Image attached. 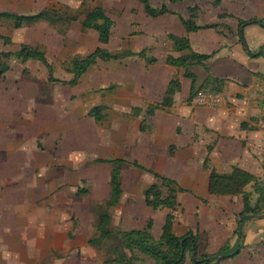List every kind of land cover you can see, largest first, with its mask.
<instances>
[{
	"label": "crops",
	"instance_id": "obj_1",
	"mask_svg": "<svg viewBox=\"0 0 264 264\" xmlns=\"http://www.w3.org/2000/svg\"><path fill=\"white\" fill-rule=\"evenodd\" d=\"M240 1L239 4L221 0L219 5L214 6L211 4L213 0L204 5L199 3L186 4V0L174 4L161 0V4L165 3L169 10L184 19L191 16L188 8H196L197 10L193 15L197 26L219 25L216 28L199 29L189 33L186 32L176 15L166 14L157 18L149 17L138 1L140 5L132 0L118 1L115 4V16L108 13L100 3L91 8H89L87 0H79L76 3L79 4L78 10L89 11L96 6L101 7L105 15L113 22L110 40L105 45L98 42V35L95 31H85L92 35L94 49L102 47L111 53L131 52L134 54L149 49L151 57H145L156 60L152 64H147L143 56L135 55L117 61H97L116 64L114 74L111 77L107 76L109 78L108 83L100 87L101 95L104 96L102 99L105 100V103L97 105L102 107L103 114V119L99 122L110 121L112 119L110 116H121L120 118L115 117V121H126L125 118L128 120L133 119L137 122L136 131L138 134L132 136L129 140L126 135L124 136V130L121 132L122 135H118V132H116L111 140V137L105 136L103 142L101 141L103 143L101 147L102 156L98 159H121L129 163L136 162L143 168L135 167L139 173H136L137 176L132 173L133 176L129 178L130 188L127 189V193L137 195L136 192L139 188L146 189L153 184L156 180L151 172L174 180L183 189L176 196L178 204L176 211L166 208L152 211L144 204V190L140 192L142 193L140 199L148 213L147 222L149 220L153 222L150 233L154 239H159L167 214L174 215L173 230L176 236H182L187 232L199 235L197 229L192 227V225L196 226V223L192 224V220L190 221L188 218L191 213L189 210L192 209L193 213L194 209L200 208L201 204L197 206L196 202L205 203L206 208H200L204 212V219H197L196 222L200 224L210 223L207 228L200 230V233L206 234L205 245L215 249L214 254L228 241L230 247L235 250L238 240L233 237V234L238 216L243 210V199L242 196L209 195L207 190L209 171L204 169V161L207 159L208 167L219 174H227L233 167L242 169L256 177L260 185L264 186V130L259 114L260 103L264 100V96L259 91V87L264 86V28L256 24L248 25L242 30V40L238 36L239 19L256 18L264 22V0ZM63 6L73 11L77 10L72 9L70 5H62L61 7ZM49 7L42 6L29 14L10 10H2L0 13L32 15ZM136 8L139 10L140 20L147 26L144 30L141 29L140 21L134 18L136 10L133 13L132 9ZM232 9H237V11L234 12ZM221 14L228 15V17L220 19L219 15ZM83 19L84 15L80 16L78 21L68 24L64 35L58 34L54 28L44 21L37 22L33 26L38 23H45L61 38L67 35L70 30L75 29V24L79 26L80 32L84 33L81 27ZM115 31L118 32L116 43L113 42V32ZM161 32L167 41L162 45L164 52H157L156 42L159 40ZM168 34L186 37L189 40L190 48L195 53L212 55L204 63L209 75L225 80L219 93L222 102L218 107L197 108L191 104V80L183 77V69L175 68L166 63L168 55L176 58L185 53L175 52L172 49V43L166 38ZM9 40L11 42L10 38ZM243 41L245 45H243ZM2 44L7 46L3 42ZM84 45L87 46V43H84ZM34 47H41L46 58L48 57L45 45L37 44ZM90 53L73 55L70 59L63 61L61 68L66 74L64 78L55 76V66L49 62L53 67V77L62 81H69L72 74L65 70L66 63L73 57H85ZM39 64L47 73L43 90H46L44 94L48 95L49 99L56 93L53 90L58 88H61L72 98L78 90L84 75L89 69L93 68L87 70L76 86H69L49 83L46 68L41 63ZM190 70L196 76L195 86L198 88L203 83L207 73L201 66H192ZM111 79H113V82H111ZM175 79L179 80L180 90L174 94L172 105L169 108L155 110L152 116H146L147 108L161 102L169 82ZM103 81L102 79L101 82ZM1 102L0 234H3L5 238L9 235L11 237V234H13L16 236V240L13 241L14 247L5 243L3 239L0 241V264H42L43 258L36 256L29 259L17 256L16 253L11 257L5 256L9 253V250L13 249L15 251L25 248L28 240L37 241V237L42 235H46L43 248H48L50 251L63 253L62 249H76L79 251V248L83 250H87L89 247L93 248L88 245L90 238L83 245L79 243L77 237H73V240L70 239L71 236H74L71 227L72 222L67 221L64 212H62V215L58 212L57 224L51 223L52 216L56 214L55 207L57 204L53 198L59 195L54 194L53 197H50L48 202L51 204L47 205L45 203L47 199L44 200L45 202L38 203L44 199L41 195L29 194L31 189L28 190L27 186H31L34 190L32 186L40 188L45 183L43 184L42 173H39L38 178L28 181L27 171L49 169V163L44 156V152L40 151L41 149L35 142V136H39L44 130L43 125L40 123L41 120L34 113H25L24 108L27 106L32 108L33 106L35 110V107H43V104L35 101L26 103L22 99L14 98L1 99ZM109 105H114V108L109 109ZM136 108L140 109L141 112L139 115L134 116L132 110ZM88 112L87 116H89ZM144 121L145 123H143ZM143 125L146 127L144 128ZM107 139L112 142L113 147L105 145ZM98 159H95L94 162ZM84 164H87V162ZM97 164L109 168L107 177L109 192L106 199H104L105 202L110 195L109 177L111 166L107 163ZM57 167L65 168L61 165ZM124 167L121 173L122 196L118 205L126 194L123 179ZM46 184L56 185L57 182H46ZM62 184L60 183V186H63ZM62 188L59 187L57 191L63 190ZM78 190L80 189L75 191V195ZM245 191L251 193L252 201L257 200L258 194L254 192L252 185H248ZM43 203L45 204L43 205ZM193 203L196 205L188 206ZM70 204L71 202L66 203V207H69ZM93 205L90 204L89 206L91 215H93ZM40 211L46 214L44 222H42L43 219H40V217H43L40 215ZM177 211H179V215L176 214ZM207 213L210 216H206ZM249 220L244 224L243 229L247 230L244 232V245L240 247L239 251L236 249L238 254L214 264H264L263 241L259 242L253 238L254 230L247 227ZM55 237L59 240L56 244L54 243ZM75 255V257L69 259L56 256L54 260L50 261V264H92L93 262L92 259L77 257V252Z\"/></svg>",
	"mask_w": 264,
	"mask_h": 264
},
{
	"label": "rangeland",
	"instance_id": "obj_2",
	"mask_svg": "<svg viewBox=\"0 0 264 264\" xmlns=\"http://www.w3.org/2000/svg\"><path fill=\"white\" fill-rule=\"evenodd\" d=\"M118 1L120 0H87V3L89 8L100 3L105 7L108 13L115 16V4ZM132 1L140 5L137 1ZM149 1L153 7L161 4V0ZM210 1L211 0H186V4L193 5L199 3L204 5L210 3ZM214 1L215 0H213V2ZM78 2L79 0H0V11L10 10L29 14L42 6H50L49 8L56 11L62 5H70L72 9H77L79 4L76 3ZM213 2L211 4H213ZM218 2L220 3L221 0H218ZM228 2L241 3L240 0H228ZM232 10L234 12L237 11V9ZM138 11V8L132 9L134 18L140 21L142 25L141 29L144 30L147 26L140 20L141 16H139ZM73 12L79 13V10H70V13ZM0 34L11 39L10 44L7 46L3 45L0 40V50L13 51L21 44H27L33 47L37 44L45 45L48 55L47 60L55 66V76L58 78H64L66 76L64 70L61 68V63L63 61L70 59L73 55L90 53L94 49L92 35L90 33L80 32L77 24H75V29L70 30L64 37L59 38L45 23H38L33 27L24 26L20 29H15L11 23L0 20ZM117 39L118 32L115 31L113 32V42L116 43ZM166 41L165 36L162 35L161 32L159 40L156 42L158 47L157 52H164L162 45ZM84 43H87V46H85ZM150 53L151 51L147 50L144 56L151 57ZM10 66L11 69L6 74L5 81H0V103H2L1 99L14 98L22 99L26 103H28V101H35L39 104H43V107L39 106L38 108L37 106L35 110L33 106L31 108L26 105L27 107L25 106L26 108H24L25 113H34L41 120L40 123L43 125L44 130L39 136H35V142L41 149L40 151L44 152V156L49 163V169L47 168L43 171H27L28 181L36 179V177L38 178L39 173H42L43 184L45 183V185H42L40 188L32 186L34 190H32L31 186H27L28 190L31 189L29 194L34 193L37 196L41 195L44 199L38 203L45 202L44 200L47 199V202H45L47 205L51 204L48 202L50 197H53L54 194L59 195L53 198L57 204L55 207L56 214L52 216L51 223L57 224L58 219L56 217L58 212H60L61 215L62 212H64L67 221L72 222L71 227L74 236H71L70 239L77 237L79 243L83 245L87 239L97 236L94 228L96 218L94 215L90 214L89 206L90 204L103 203L109 192L107 183L109 168L108 166L94 162L95 159L102 156L101 147L103 145V139L106 136L111 137V140L116 132H118V135H122V130L125 131L124 136L126 135L128 140L132 136L138 135L136 131L137 122L133 119L128 120L125 118L126 121H115V117L120 118L121 116L109 115L110 118H112L110 121L96 122L92 117L87 116L89 109L105 103V100L102 99L104 96L101 95L102 92L100 87L108 83L107 81L109 78L107 76L111 77L114 74L116 64L97 62L96 65L92 69H89L84 75L78 90L72 98L68 93L58 88L57 90H53L56 93L53 94L50 99L48 95L44 94L46 90H43V83L46 81L47 73L39 63L36 61L21 63L20 61L12 60L10 61ZM102 79L104 80L103 82H101ZM111 82H113V79H111ZM108 108L112 110L114 105H109ZM143 123H145V121ZM108 139L105 141L107 143L105 145L113 147L114 145ZM106 156L108 157V155ZM86 162L87 164H84ZM56 165H61L65 168H58ZM67 168L70 169L68 170ZM132 173L137 176L136 173L139 172L133 166L124 167L123 179L126 194L116 208H111L109 210L111 215L110 229L112 231H116V229L129 230L143 228L148 220L146 218L148 213L140 199V195H142L140 192L144 189L139 188L136 192L137 195H135V193H127V189L130 188L129 178L133 176ZM46 182H57V184L47 185ZM60 183H63V186H60ZM59 187H63V190L58 192L57 189ZM77 189H84L86 193L75 195ZM10 191L12 192V189ZM70 202V206L66 207V203ZM254 202L255 201H252V204H254ZM45 203H43V205ZM196 204L197 206L201 204L200 208L202 209L206 208L205 203L196 202ZM196 204L193 203L188 206ZM200 208L194 209L193 213L192 209L189 210L191 213L188 216L190 221L192 220V224L196 223V226L192 225V227L196 228L199 233L200 241L198 242V250L194 255L197 258H200L203 254L211 255L215 252V249L205 245L206 234L200 233V230L207 228L210 223L200 224L196 222L197 219H204V212H202ZM176 214L179 215V211H177ZM40 215L43 216L40 217V219H43L42 222H44L45 212L40 211ZM206 216H210V214L207 213ZM247 227H251L254 230L253 238L259 242H264V219H250ZM246 230H244V232H246ZM9 236L5 238L3 234H0V241L3 239L5 243L14 247L13 241L16 240V236L13 234H11V237ZM45 240L46 235L38 236L37 241L30 239L25 248L15 251L13 249L9 250V253L5 256L11 257L14 253H16L17 256L28 259L36 256L43 258L42 264H50V261L54 260L56 256L69 259L70 257H75L77 252V257L92 259V264H123L113 250L116 244L114 241L98 245L96 249L90 247L87 250L79 248V251L76 249H62L61 251L63 253H58L57 251H50L48 248H43ZM56 242H59V240L55 237L54 243L56 244ZM125 253L130 256L128 251ZM253 253L256 254L255 251H253ZM134 255L140 259V261H134V264H155L152 259L147 258L137 251L134 252ZM194 256L193 253L192 255H190L189 252L186 253L185 264H193L191 259L194 258ZM256 256L260 257L258 255Z\"/></svg>",
	"mask_w": 264,
	"mask_h": 264
},
{
	"label": "trees",
	"instance_id": "obj_3",
	"mask_svg": "<svg viewBox=\"0 0 264 264\" xmlns=\"http://www.w3.org/2000/svg\"><path fill=\"white\" fill-rule=\"evenodd\" d=\"M138 1L144 10V12L152 18H157L166 14L176 15L184 26L186 32H195L199 29L216 28L219 25H204L197 26L194 22V13L197 10L194 7L188 8L191 16L188 19H184L182 16L169 10L165 3L159 7H153L149 0H136ZM168 3H178L183 0H166ZM218 0L213 2L214 5H218ZM84 5V4H82ZM84 15V19L81 21L82 31L93 30L98 35V42L101 45H105L109 42L113 22L107 17L101 7L96 6L89 11L84 9L79 10V13H70V9L66 6L59 8L58 10L44 9L38 13L32 15H16L10 13H0V20L7 21L12 24L13 28L20 29L24 26L31 27L35 23L44 21L54 28L58 34L64 35L67 30L68 24L74 21H78L79 17ZM228 15L221 14L219 18H225ZM256 24L264 28V22L262 20L253 18L249 20H238V36L242 40V30L245 26ZM166 38L172 43V49L175 52H185L179 57H173L168 55L166 57V63L178 69H183V77L191 80V95L198 91H209L219 94L223 88L225 80L214 78L209 75L208 69L204 63L212 56L198 54L192 51L189 45V40L186 37H177L172 34H168ZM0 40L8 45L10 44L9 38L0 35ZM149 50V49H148ZM145 50L138 54L131 52H119L111 53L105 48L97 47L90 54L85 57H73L66 63V71L72 74V78L69 81H62L53 77V67L48 62L45 52L41 47H31L28 45H21L19 49L15 51H0V80L5 79V75L10 71V61L17 60L21 63L28 61H37L41 63L48 72L47 81L51 84H61L76 86L79 83L80 78L87 72V70L96 65L97 61L108 62L117 61L128 56H143L147 64H152L156 60L154 58H146L144 56ZM192 66H201L207 73L203 83L196 88V76L190 70ZM113 88V87H112ZM180 90V83L178 79L169 82L167 90L159 104L150 105L146 110V116H152L155 110L169 108L173 103L174 94ZM133 115L137 116L141 112L140 109H133ZM90 117H93L96 122L103 119L102 107L96 106L90 109L88 112ZM140 130H142L140 128ZM95 163H107L111 166L109 186L110 195L107 200L101 204H94L92 206V214L96 218V224L94 226L97 236L88 240V245L93 248H97L98 245H103L105 242H116L114 245V252L118 256L119 260L123 264H134V261H140L135 257L134 252L137 251L149 259H152L155 264H184L186 262V253H197L199 235H193L192 232H187L182 236H176L173 230L174 215L167 214L161 229V235L159 239H154L150 233L153 222L149 220L143 228H134L129 230L116 229L112 231L110 229L111 215L109 210L118 205L121 196V173L125 165H133L136 168L143 169L136 162L129 163L125 160H96ZM208 160L204 161V169L209 171L207 190L208 194L212 196H242L243 210L239 214L236 229L233 237H236L238 244L235 248L240 249V235L238 232V226L241 223L243 215H260L264 213V186L260 185L258 179L250 173L233 167L227 174L216 173L213 169L208 167ZM155 178V182L143 191L144 204L152 211L166 208L168 210L176 211L178 204L176 196L178 192L183 191L178 184L169 178L160 176L151 172ZM248 185H252L254 192L258 194V198L254 204L251 203V193L245 191ZM164 190V191H163ZM86 193L85 190H78L77 194L81 195ZM191 237V239H189ZM118 243V245H117ZM229 241L221 247L215 254L202 255L200 258L194 256L192 258L193 264H212L217 263L220 260L227 259L229 253H233L235 250L229 245ZM264 244V242H262ZM192 245L194 248L192 249ZM128 251L130 256L125 252ZM238 251L233 255H237ZM194 254V255H195ZM225 255L222 259H213L212 262L205 261L206 258ZM232 257V256H231ZM104 264V263H103ZM106 264V263H105Z\"/></svg>",
	"mask_w": 264,
	"mask_h": 264
},
{
	"label": "built area",
	"instance_id": "obj_4",
	"mask_svg": "<svg viewBox=\"0 0 264 264\" xmlns=\"http://www.w3.org/2000/svg\"><path fill=\"white\" fill-rule=\"evenodd\" d=\"M259 91L264 96V86L259 87ZM222 102L221 96L214 92L198 91L191 98V104L197 108H216ZM259 114L262 119V129L264 130V100L260 103Z\"/></svg>",
	"mask_w": 264,
	"mask_h": 264
},
{
	"label": "water",
	"instance_id": "obj_5",
	"mask_svg": "<svg viewBox=\"0 0 264 264\" xmlns=\"http://www.w3.org/2000/svg\"><path fill=\"white\" fill-rule=\"evenodd\" d=\"M243 45L244 44V41H243ZM260 51H262V49H260ZM255 218H258V219H264V213L263 214H260V215H255V214H251V215H243L242 218H241V223L239 224L238 226V232H239V235H240V243H239V246L242 247L244 245V239H245V234H244V224L247 220L249 219H255ZM189 239H191V237H189ZM192 248H194V246L192 245ZM237 252L234 251L233 253H229L227 255V257H231L233 256L235 253ZM193 256H194V252H193ZM225 255H218V256H214V257H210V258H206L205 261L207 262H212L213 259H222L224 258Z\"/></svg>",
	"mask_w": 264,
	"mask_h": 264
}]
</instances>
